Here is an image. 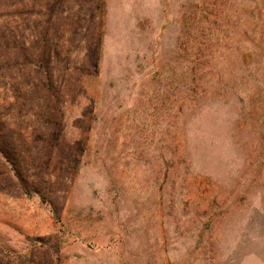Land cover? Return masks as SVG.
I'll use <instances>...</instances> for the list:
<instances>
[{
  "label": "rangeland",
  "instance_id": "rangeland-1",
  "mask_svg": "<svg viewBox=\"0 0 264 264\" xmlns=\"http://www.w3.org/2000/svg\"><path fill=\"white\" fill-rule=\"evenodd\" d=\"M0 264H264V0H0Z\"/></svg>",
  "mask_w": 264,
  "mask_h": 264
}]
</instances>
